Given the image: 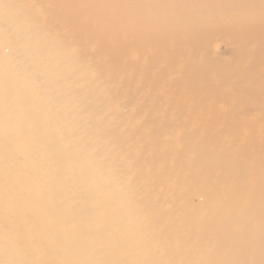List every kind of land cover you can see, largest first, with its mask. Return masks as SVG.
<instances>
[{
    "label": "bare ground",
    "instance_id": "1",
    "mask_svg": "<svg viewBox=\"0 0 264 264\" xmlns=\"http://www.w3.org/2000/svg\"><path fill=\"white\" fill-rule=\"evenodd\" d=\"M0 264H264V0H0Z\"/></svg>",
    "mask_w": 264,
    "mask_h": 264
}]
</instances>
